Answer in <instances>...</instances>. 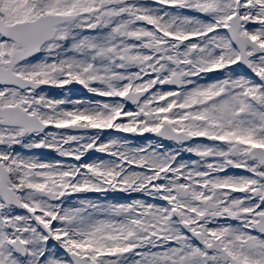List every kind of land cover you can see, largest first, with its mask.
Returning <instances> with one entry per match:
<instances>
[{
    "label": "snow or ice",
    "instance_id": "snow-or-ice-1",
    "mask_svg": "<svg viewBox=\"0 0 264 264\" xmlns=\"http://www.w3.org/2000/svg\"><path fill=\"white\" fill-rule=\"evenodd\" d=\"M0 264H264V0H0Z\"/></svg>",
    "mask_w": 264,
    "mask_h": 264
}]
</instances>
